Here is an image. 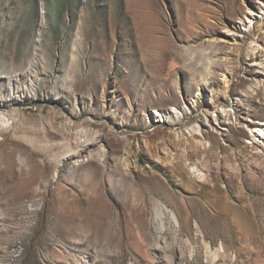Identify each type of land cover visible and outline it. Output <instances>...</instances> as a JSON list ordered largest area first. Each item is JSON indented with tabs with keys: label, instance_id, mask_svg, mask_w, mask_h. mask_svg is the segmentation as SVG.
Listing matches in <instances>:
<instances>
[{
	"label": "rangeland",
	"instance_id": "rangeland-1",
	"mask_svg": "<svg viewBox=\"0 0 264 264\" xmlns=\"http://www.w3.org/2000/svg\"><path fill=\"white\" fill-rule=\"evenodd\" d=\"M261 124L264 0H0V264H264Z\"/></svg>",
	"mask_w": 264,
	"mask_h": 264
},
{
	"label": "bare ground",
	"instance_id": "bare-ground-1",
	"mask_svg": "<svg viewBox=\"0 0 264 264\" xmlns=\"http://www.w3.org/2000/svg\"><path fill=\"white\" fill-rule=\"evenodd\" d=\"M255 14H254V12L249 8L248 9V12H247V16L245 17V22H246V24H248V27H252L253 26V24H254V19H255ZM230 35H232V36H235V33H230ZM173 112H177V110L176 109H173ZM261 125H264V124H261ZM88 164H91V166L92 167H94L95 168V172L94 173H91V175H90V177H89V179H87L88 180V183L86 182H83L84 184H83V186H82V188H85L81 193H78V195H76L77 197L75 198V199H72L73 200V205L74 204H76L77 206H79L80 207V210L82 211V216H80V217H82L84 220H87V221H97L99 224H100V222H101V224H102V222L105 220V218L107 217V215H106V212H103V211H101V207H102V205H103V203H104V198H103V196L100 194V188H101V186H100V183L98 182V176H99V174H98V170H99V168H100V163L98 162V161H96V160H92V161H89L88 162ZM91 168V167H90ZM92 172V171H91ZM68 178V177H67ZM123 179H125V178H123ZM37 180H39V179H37ZM68 180V179H67ZM33 181V180H32ZM70 181V180H69ZM37 182V181H36ZM67 183H68V181H67ZM70 183V182H69ZM58 184H59V182H58ZM108 184H109V186L111 185H113V181L111 180V179H109V181H108ZM40 185V184H39ZM55 185V184H54ZM75 185V184H74ZM53 186V185H52ZM64 186V185H63ZM62 186V187H63ZM81 186V185H80ZM60 187V186H59ZM52 188V187H51ZM64 188H66V187H64ZM70 188V187H69ZM54 189V188H53ZM62 189V188H61ZM68 189V188H67ZM72 189V188H71ZM77 189V188H76ZM32 189H31V186H29L28 187V189H27V191H31ZM48 191V190H47ZM49 191L50 192H52L51 191V189H49ZM68 191H69V189H68ZM79 191V190H78ZM54 192V191H53ZM60 192H61V190H60ZM76 192V191H75ZM56 193V192H55ZM62 193V192H61ZM64 193V192H63ZM72 193V192H71ZM77 193V192H76ZM65 194V193H64ZM73 194V193H72ZM74 195V194H73ZM49 196V195H48ZM56 196V195H55ZM54 196V197H55ZM128 198H129V201L134 197L132 194H130V193H128ZM64 197H66L65 195H64ZM68 197V196H67ZM63 200V199H62ZM66 200V199H65ZM67 204V203H66ZM69 205V204H68ZM56 206V205H55ZM58 206V205H57ZM64 207V206H63ZM73 207V206H72ZM71 207V208H72ZM76 207V206H75ZM64 208H66V207H64ZM53 209H54V207H53ZM74 209V208H73ZM58 210H60V209H58ZM62 210V209H61ZM64 211V210H63ZM62 211V212H63ZM134 211H136V213H137V218L139 219V221L141 222V223H143V222H145V215H144V213H140V209L139 208H137V209H135ZM70 212V211H69ZM75 212V211H74ZM109 212V211H108ZM58 213V212H57ZM152 213H153V217H154V220L156 221V224L161 228V229H164L165 227H166V225H165V217L167 216L166 215V213L162 210V208H161V206H159V205H156V207L153 209V211H152ZM55 214V213H54ZM59 215V214H58ZM62 216H64V214L62 215ZM172 217H174V215L172 214ZM66 218V217H65ZM78 218V217H77ZM175 218V217H174ZM81 219V218H80ZM72 222V221H71ZM84 222V221H83ZM82 223V222H81ZM77 224H79V223H77ZM177 224L179 225V232H180V234H181V232H182V225H180L178 222H177ZM95 226H98V224L97 225H95ZM139 226V225H138ZM185 227V226H184ZM87 228V227H86ZM139 228V227H138ZM145 228V227H144ZM187 229V232H188V234L190 233V230H191V228H190V226L189 225H187V227H186ZM139 230V229H138ZM145 230V229H144ZM147 230V229H146ZM140 231H141V229H140ZM186 232V233H187ZM143 234V233H142ZM145 234V233H144ZM143 234V235H144ZM146 236V235H145ZM179 236H181V235H179ZM205 249L208 251L209 250V247H208V245L207 244H205Z\"/></svg>",
	"mask_w": 264,
	"mask_h": 264
},
{
	"label": "built area",
	"instance_id": "built-area-1",
	"mask_svg": "<svg viewBox=\"0 0 264 264\" xmlns=\"http://www.w3.org/2000/svg\"><path fill=\"white\" fill-rule=\"evenodd\" d=\"M224 111L233 112L232 109L228 108L226 110H220L216 113L215 118L219 121L221 120V116L223 115ZM222 129V127H220ZM249 143L256 148H264V125H259L257 127H253L250 130V137Z\"/></svg>",
	"mask_w": 264,
	"mask_h": 264
}]
</instances>
